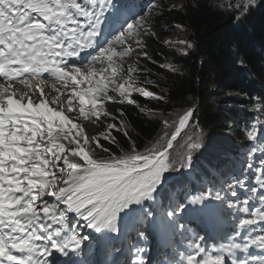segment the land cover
<instances>
[{"label":"snow or ice","instance_id":"6c2138e0","mask_svg":"<svg viewBox=\"0 0 264 264\" xmlns=\"http://www.w3.org/2000/svg\"><path fill=\"white\" fill-rule=\"evenodd\" d=\"M257 3L239 0L227 7L239 21ZM111 7V0H0V264H59L54 254L78 252L88 239L77 230L82 227L110 239L122 219L136 215L134 206L144 210L145 202L157 201L165 174L175 170L170 150L177 143L181 168L190 167L204 146L199 124L191 123L192 107L159 114L162 135L138 145L121 106L155 117L133 93L166 99L139 86L140 74L152 71L140 66L141 58L156 64L145 39L156 35L153 13L150 8L125 21L101 42ZM177 43L184 55L195 48L187 39ZM159 68L178 71L172 63ZM251 110L259 115L246 136L256 141L258 125L264 130V100L256 98ZM257 152L264 154V142L248 152L238 175L228 173L218 186L186 196L188 205L202 208L185 213V203H170L161 213L160 228L179 237L178 259L170 264H264V155L256 165L251 161ZM205 211L226 216V230L211 247L189 226Z\"/></svg>","mask_w":264,"mask_h":264},{"label":"trees","instance_id":"16d2710c","mask_svg":"<svg viewBox=\"0 0 264 264\" xmlns=\"http://www.w3.org/2000/svg\"><path fill=\"white\" fill-rule=\"evenodd\" d=\"M152 1L157 7L152 8L150 26L156 35L145 38L147 51L155 60L171 59L178 71L161 69L158 64L142 58L143 65L140 66L146 64L152 71L151 75L141 73L140 79L153 80L154 84H145V87L166 99L157 101L134 96L141 107L154 110L157 113L155 117L140 113L135 105L121 106L135 130L132 135L143 147L162 135L159 114L168 117L170 113L182 112L189 107L195 109L191 123L199 124L204 133V146L193 154L190 167H180L183 149L178 146L179 143L174 150H170L176 163L175 170L165 174L163 189L157 197L160 206L158 214H161L170 210L171 197L172 203L181 201L186 207L195 206L187 204L186 196L212 187L210 182L219 181L224 171L226 175H238L241 169H246V165L243 168L242 164L249 162L248 152L258 147L264 138V130H260L259 125L256 141H249L246 136L259 115L251 110V104L256 98L264 100V0H258L257 5L239 21L234 18L239 13L227 7L228 3L235 4L239 0H183L180 2L182 7L172 9L165 0ZM145 2L134 0L140 11H143ZM176 24L183 26L181 39L195 44L194 49L188 50V55L175 49L170 52L164 43V39L171 35L168 27L175 28ZM241 59L244 65L239 63ZM115 107L110 105L113 111ZM261 120L264 121V116ZM188 131L191 132V129ZM118 138L126 147V140ZM235 150L240 158L236 155L231 160L224 157L226 152ZM257 153L253 154V160ZM194 185L198 189L189 191ZM186 189V195H176Z\"/></svg>","mask_w":264,"mask_h":264},{"label":"rangeland","instance_id":"374dc122","mask_svg":"<svg viewBox=\"0 0 264 264\" xmlns=\"http://www.w3.org/2000/svg\"><path fill=\"white\" fill-rule=\"evenodd\" d=\"M115 1V0H114ZM181 1H183V0H165V2L167 3V5L169 6V8H178V7H180V2ZM153 5H157L154 1H152V0H146V2H145V9H144V11L142 12V13H138L136 16H133V15H130L129 17H124V15L123 14H120V19H119V21H116L117 22V25H116V29H115V31H118L119 29H120V27H121V25L122 24H124L125 23V21H130L131 19H133V18H139V16H141V15H145L148 11H149V9L151 8L152 9V6ZM173 5H177L178 7H173ZM168 30L171 32V35H169L168 37H166L165 39H164V43H165V45H166V47L169 49V51L171 52V51H174V49H175V51H177V49L178 48H183L184 46L183 45H180V44H178L177 43V41H179V40H181V36H180V30L181 29H176V28H173V26H172V28H170V27H168ZM114 31V32H115ZM113 32V33H114ZM113 33H111L110 34V36L113 34ZM110 36L108 37V38H110ZM177 52H179V51H177ZM135 57H133V58H131V60H128V61H126V63H132V62H134L135 61ZM154 59V58H153ZM148 62V61H147ZM162 63H171V59H169V58H166L164 61H159V60H156V64H162ZM140 65H143L142 64V58H141V63H140ZM140 78V77H139ZM144 80L145 79H140V81H143V82H139V86L140 87H145V83H144ZM151 86V85H150ZM154 92V91H153ZM136 93H133V95H135ZM142 97V96H141ZM151 100H153V99H151ZM203 132V131H202ZM203 135H204V133H203ZM260 142H264V138H262L261 140H260ZM180 143H182V142H180ZM178 146H180V145H178ZM235 152L233 151L232 153H229V152H226V154L224 155V157H227L228 159H230L231 157H232V155L234 154ZM241 154H243V152L241 153ZM241 154H239V155H241ZM262 155H264V154H261V153H259V155H258V157L256 158V160L254 161V164H256V165H258L259 164V159L262 157ZM237 156V158H240L241 156H238V155H236ZM245 163L246 162H244L243 163V166L245 165ZM226 176V172H224L223 173V175H222V177L221 178H223V177H225ZM213 185V187L214 186H218V182L216 181V182H213L212 183ZM198 189V187H192V188H190V190L189 191H191V192H193V191H196ZM177 196H180V192H178L177 193ZM169 202L170 203H172V197L169 199ZM180 203H182L181 201H180ZM150 204H152V207H154L155 206V203H151L150 202ZM134 207H137L138 208V206H134ZM139 209V208H138ZM189 209H199L198 208V206L197 205H195L194 207H191V206H188V207H186V210L188 211ZM153 210L154 209H152L151 210V213L153 212ZM202 214L201 213H199V214H197V215H195L192 219H194V220H197V222H198V227H195V226H190L192 229H194L195 230V232L198 234V235H203V236H205V233L203 232V231H201V230H204L205 228H206V222L205 221H208V223H209V225H210V228L211 229H213L215 226H216V223L214 222V220H213V217H211L210 215H209V213H207V212H205V214L203 215V217L201 216ZM143 216H144V218L146 217V218H148V219H150V217L149 216H147V215H145L144 213H143ZM132 217V216H131ZM131 217H126V218H124V219H122L121 221H120V223H119V226H120V224L123 222V221H125V220H128L129 218H131ZM136 219H140V214L138 213L137 215H136V218L135 219H133L131 222H129V224H128V228L129 229H133L134 228V225H135V221H136ZM141 221H143V219L141 218L140 219V221L138 222V225H137V230H141L142 232H144V234H145V232L147 233V231H146V225L144 224L145 223V219H144V223L143 222H141ZM74 223H75V221H74ZM83 223V222H82ZM139 224H140V226H139ZM142 224V225H141ZM138 226H139V228H138ZM143 228V229H142ZM220 233H218V235H219ZM145 236H146V234H145ZM149 238H150V245H149V247L150 248H152L153 249V252H154V260H153V262H156L157 261V258L159 257V256H162L163 254H165L166 252H165V250H166V247H162L161 245L162 244H157L156 245V247L155 246H153L154 245V242L156 241V239L152 236V237H150L149 236ZM153 238V239H152ZM146 239H148L147 237H145L144 239H142V243L144 244L143 246H141L140 248H142V249H144V251L143 252H140V253H138V258L140 257V256H146L147 255V253L149 252V249H148V243H149V240H146ZM217 242H211V244H210V246H212L213 244H216ZM205 244H206V241H205ZM152 246V247H151ZM152 249H150L151 250V252H152ZM170 255H173L174 254V252H170L169 253ZM157 256V257H156ZM89 260H90V262L92 261V258H89ZM114 261V260H113ZM170 262H171V259H169L168 258V261H167V264H170Z\"/></svg>","mask_w":264,"mask_h":264},{"label":"bare ground","instance_id":"6f19581e","mask_svg":"<svg viewBox=\"0 0 264 264\" xmlns=\"http://www.w3.org/2000/svg\"><path fill=\"white\" fill-rule=\"evenodd\" d=\"M106 15H107V10L105 11V17H106ZM107 18V17H106ZM106 23H107V19H105V24H104V26L102 27V32H101V36L98 38L99 39V41H101V42H103L105 39H108V37L110 36L109 34H108V32H107V26H106ZM89 51H91V50H89ZM148 89V88H147ZM134 96H140L139 94H135V95H133V97ZM145 98V97H144ZM158 215H160L161 216V214H158ZM160 216H158L159 218H160ZM150 217V216H149ZM146 218V217H145ZM150 220V219H149ZM144 223V222H143ZM138 225V224H137ZM142 225V224H141ZM139 226H140V224H139ZM139 226H138V228H139ZM141 228V227H140ZM139 228V229H140ZM143 229V228H142ZM146 233V232H145ZM152 237V236H151ZM155 238V237H154ZM153 239V238H152ZM146 240H149V239H146ZM208 244V243H207ZM211 244V243H210ZM160 245V244H159ZM154 246V245H153ZM152 247V246H151ZM156 247V246H155ZM152 251H153V249H152ZM155 252V251H154ZM157 257V256H156Z\"/></svg>","mask_w":264,"mask_h":264}]
</instances>
